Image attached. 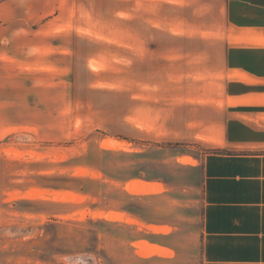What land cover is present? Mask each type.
I'll return each instance as SVG.
<instances>
[{
	"label": "crops",
	"instance_id": "crops-1",
	"mask_svg": "<svg viewBox=\"0 0 264 264\" xmlns=\"http://www.w3.org/2000/svg\"><path fill=\"white\" fill-rule=\"evenodd\" d=\"M85 45L124 48L126 95H145L149 119L212 150L191 168L201 264H264V0H0V142L35 125L36 105L23 103L35 81Z\"/></svg>",
	"mask_w": 264,
	"mask_h": 264
},
{
	"label": "rangeland",
	"instance_id": "rangeland-1",
	"mask_svg": "<svg viewBox=\"0 0 264 264\" xmlns=\"http://www.w3.org/2000/svg\"><path fill=\"white\" fill-rule=\"evenodd\" d=\"M68 60L23 102L35 125L0 142V264H201L199 168L212 150L126 95L124 48ZM141 183L159 190L132 192ZM141 242L164 254L140 255Z\"/></svg>",
	"mask_w": 264,
	"mask_h": 264
},
{
	"label": "bare ground",
	"instance_id": "bare-ground-1",
	"mask_svg": "<svg viewBox=\"0 0 264 264\" xmlns=\"http://www.w3.org/2000/svg\"><path fill=\"white\" fill-rule=\"evenodd\" d=\"M84 258V257H83ZM81 260V259H80Z\"/></svg>",
	"mask_w": 264,
	"mask_h": 264
}]
</instances>
